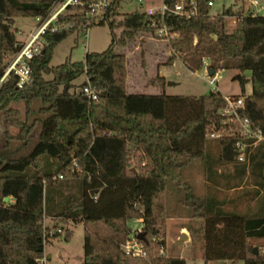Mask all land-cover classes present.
<instances>
[{
    "label": "trees",
    "instance_id": "1",
    "mask_svg": "<svg viewBox=\"0 0 264 264\" xmlns=\"http://www.w3.org/2000/svg\"><path fill=\"white\" fill-rule=\"evenodd\" d=\"M60 1L0 0V75L20 50L10 22L25 17L46 20ZM195 1V17H165L177 34L168 43L172 55L166 65L181 55L192 72L201 67L203 59L210 60L214 72L237 69L233 78L242 96L245 85L251 84L249 102L241 115L264 138V16L231 9L210 16L208 0ZM175 2L167 0L171 7ZM120 3L111 0L98 24L107 25L110 32L104 52L87 53L84 61L49 65L59 44L70 36L84 37L88 29L98 26L88 24L83 8L69 7L41 36L40 52L29 61V81L18 87V77L11 72L0 86L4 126L18 129L10 137L25 141L35 125L23 119L13 103L24 102L29 115L38 100V112L44 115L39 139L27 154L0 153V264H42L45 244L58 235L50 236L56 224L45 226V216L55 223H83L82 264H186L184 258L161 253L164 240L159 235L167 217L169 182L184 190L183 205L203 220L204 264H264V256L255 254L248 243L250 237H264V140L248 145L244 160H237L236 143L253 139L236 134L233 124L219 114L223 104L219 92L168 95L166 81L158 75V94L128 92L127 60L117 51L143 36H153L154 30L148 28V18L141 10L123 14ZM233 17L237 22L228 31L226 19ZM244 71H250V77ZM81 75L87 80L77 86L74 80ZM85 85L95 90V99L84 95ZM213 129L218 138L210 137ZM208 138L217 141V163H231L241 173L248 172L259 187V213L228 212L220 208L223 203L191 191L182 169L197 159H205L211 167ZM5 197L13 202L4 201ZM133 219L142 220L143 257L123 250L132 233L128 222ZM71 238V231L66 230L64 241Z\"/></svg>",
    "mask_w": 264,
    "mask_h": 264
},
{
    "label": "rangeland",
    "instance_id": "2",
    "mask_svg": "<svg viewBox=\"0 0 264 264\" xmlns=\"http://www.w3.org/2000/svg\"><path fill=\"white\" fill-rule=\"evenodd\" d=\"M121 0L120 12L123 14L131 13L136 10L143 11L145 9V2L147 0ZM214 5L209 9L210 16H216L225 9H231L235 12H243L244 14H252L249 1L250 0H212ZM261 3L264 0H258ZM150 5H157V2L148 0L146 2ZM260 15V14H259ZM237 18L226 19V29L231 31L234 29ZM12 30L16 33L18 42L23 43L30 34L34 32L37 27L35 18H15L10 22ZM142 40V43L140 41ZM110 43V32L107 25L92 26L84 37L70 36L61 44H59L50 60V66H56L63 63L65 60L84 61L87 53H101L104 52ZM118 53L125 55L127 60V90L128 92H139L148 94H158L161 90L158 81L156 80L158 68L163 66V70L167 72V80H165V93L168 95H191L200 96L208 94L210 90H215L208 81L212 76L208 77L203 73V67L196 69L194 72L189 70L182 62V56L177 55L178 59L174 61L173 65H166V61L172 55L168 42L154 38L150 35L143 36L137 41L130 43L126 48L118 49ZM210 61V60H209ZM238 73L237 69L233 67L223 68L217 79H214V84L217 90L226 95H241V88L239 82L233 77ZM244 75L245 72H243ZM51 78V75H47ZM85 75H81L74 80L75 85H80L86 81ZM216 80V81H215ZM170 82L171 84H168ZM245 85V96L251 92V84ZM79 89V88H77ZM41 106L38 100L32 104V113L26 114V107L24 102L20 101L13 103L12 107L17 108L23 119L30 123L34 122V128L25 141L17 140L11 135L18 133L17 128H9L4 126V115L0 113V153L10 155L11 157H18L27 154L35 145L40 135V121L44 115L39 113ZM7 131V133H6ZM206 148L210 157L216 159L217 157V141L215 139H207ZM210 161L211 158H209ZM201 159H197L189 166L182 169V175L191 186V191L196 196H203L213 198L210 193V185L212 184L209 177L205 176L203 172L204 163ZM214 162H216L214 160ZM217 170L220 169V176L212 178L217 181L215 186V195L223 198L226 206L229 204L228 198L231 196L229 189L239 179L225 176V173L231 171L233 164H219L216 162L214 166ZM202 174V175H201ZM242 183V182H241ZM231 191V190H230ZM184 190L181 187L169 182L165 192V206L167 217L164 226L160 230V235L164 240L163 252L166 256L181 257L187 260L188 264H193L197 258L201 256L202 234L200 231L203 220L199 217H193L190 208L183 205ZM205 195V196H204ZM208 195V196H206ZM209 198V199H210ZM230 205V204H229ZM56 228L58 235L45 244L44 252L46 255L45 264H82L83 260V240L84 227L83 224L74 223L71 221L59 220L57 223L53 219L45 218L44 225L47 227ZM132 229L131 236L139 233L142 228V221L137 222L133 219L130 222ZM139 228V229H138ZM66 230L71 231L72 238L70 241H64L63 237ZM186 234V238L179 241L180 235ZM130 236V237H131ZM50 255L51 258H48ZM230 264V263H229Z\"/></svg>",
    "mask_w": 264,
    "mask_h": 264
},
{
    "label": "built area",
    "instance_id": "3",
    "mask_svg": "<svg viewBox=\"0 0 264 264\" xmlns=\"http://www.w3.org/2000/svg\"><path fill=\"white\" fill-rule=\"evenodd\" d=\"M111 0H61L51 11L49 17L46 20L41 18H35L37 27L29 37L20 44V50L10 57L6 67L0 75V86L7 79L9 74L13 72L17 75V86L22 87L29 81L30 66L29 61L32 60L39 52L42 47L41 36L46 31L48 26L57 21L58 16L65 14L69 7H81L83 14L88 19V24L98 25L103 20L105 9L109 6ZM148 1V0H147ZM146 1V2H147ZM157 2V5H150L145 2V9L142 11L148 18V28L154 30L152 37L170 42L177 38V34L171 30L165 22L166 15H174L183 19H191L197 15V3L195 0H176L173 7H171L167 0H153ZM140 5L143 3L139 0ZM207 5L212 7L214 5L212 0H208ZM251 5L254 7L252 15L264 14V4L260 5L257 1H252ZM73 13V11H72ZM264 16V15H263ZM89 30V29H88ZM87 30V32H88ZM210 61L203 59L201 66L203 67V73L208 77L210 70ZM219 73L214 72L212 78L209 79V83L215 87L214 79ZM216 81V80H215ZM82 92L89 99L96 98V92L90 85L82 87ZM222 107L218 110L219 114L226 117V123L233 124L234 131L236 134L241 135L243 138L253 139V142L247 143L244 141H238L236 147L239 151L237 157L238 161L244 160V149L251 144H255L259 141H263L264 138L261 131L256 128L250 119L246 116L241 115V111L245 108V97L246 96H223ZM211 138H218L219 134L214 129L209 133ZM74 165L76 163L74 162ZM61 178V175L58 176ZM60 232L51 231L50 236L52 237L55 233ZM163 247L161 253L163 254ZM123 250L126 253H131L134 256H146V252L138 237L131 236L127 242L123 245ZM259 253L264 256V246L259 250ZM42 264H45V259H40Z\"/></svg>",
    "mask_w": 264,
    "mask_h": 264
},
{
    "label": "crops",
    "instance_id": "4",
    "mask_svg": "<svg viewBox=\"0 0 264 264\" xmlns=\"http://www.w3.org/2000/svg\"><path fill=\"white\" fill-rule=\"evenodd\" d=\"M252 1H254V0H250L249 1V5H250L251 9L253 8V6L251 5ZM255 1H257L260 5L264 4V2L261 3V1H258V0H255ZM261 15H264V14H261ZM177 59H178V57L176 56L175 60H177ZM175 60H173L172 64H170V65H173ZM162 67L163 66H160L158 68L157 75L158 76H162V77H164L165 80H167L168 74H167L166 71L163 70ZM221 71H222V69L219 70V73H221ZM244 72L246 74L245 75L246 77H250V75H251L250 71H244ZM219 73L216 75L215 79H217V77L219 76ZM247 85L248 84H246V86ZM214 89L217 90V86L216 85H215ZM215 90H212V91H215ZM164 91H165V89H164ZM132 93H135V92H132ZM221 95H223V96H231V95H226V94H221ZM235 96H241V95H235ZM216 148H217V144H216ZM209 158H211V160L213 162H214V160L216 161V159H217V157H216V159H214V158L210 157V155H209ZM202 161L204 163V168H203L204 171L201 172V173L202 174L204 173L205 176L209 177V180L212 183L210 185L211 186L210 187L211 191H210L209 195L211 194L213 196V198L217 202L223 203V204H220V208H224V210H226L228 212H238V213L250 214V215L260 212L261 191L259 190V187L252 181V179L250 178L248 172L247 173H241L240 170L238 168L235 169V166H234L231 171H228L227 173H225V176H227V177H230V178H234L235 177V178L239 179V181H237L238 183L233 184L231 186V188L229 189V193L228 194H231V196L228 198L229 199L228 202H229L230 205L227 204L228 206H226L224 199L221 198V197L218 198L215 195V190L214 189H216V188H214V187L217 186L218 184H217V181L213 180L212 178H216V176H220L219 174L221 172L220 169L217 170L214 167L217 161L214 162V163L212 161H210L211 164H212L211 167L207 165V162H206L205 159L202 160ZM206 196H208V195H206ZM201 197H203V196H201ZM8 201L9 202H13V198H8ZM47 217L51 219L50 216H45L44 219L47 218ZM132 221L133 220H130L128 222V225ZM136 221L137 222H141L142 220L141 219H136ZM78 224H83V223L82 222H78ZM129 226L131 227V225H129ZM132 229L134 230L135 227H132ZM248 243L253 245L254 248H256L258 250V253H259L260 248L262 246H264V237H250V238H248ZM44 257L46 258L45 252H44ZM48 258H51L50 255H48ZM185 262H186V264H188L187 260H185ZM192 263L193 264H204L201 256L199 258H197L195 260V262H192ZM226 264H229V262H226ZM239 264H243V263L240 262Z\"/></svg>",
    "mask_w": 264,
    "mask_h": 264
},
{
    "label": "water",
    "instance_id": "5",
    "mask_svg": "<svg viewBox=\"0 0 264 264\" xmlns=\"http://www.w3.org/2000/svg\"><path fill=\"white\" fill-rule=\"evenodd\" d=\"M213 74H214V71H213L212 69H210V70H209V75L212 76ZM168 84H171V83L168 82ZM244 101H245V106H247V104H248V102H249V96H246ZM7 200H8V198L5 197L4 201H7ZM137 237H138V239L143 240V239H144V234H143V232L140 231V232L137 234ZM185 238H186V234H185V233H182V234L180 235V239H179V241H182V240L185 239ZM253 251H254L255 254H258V250H257L256 248H254Z\"/></svg>",
    "mask_w": 264,
    "mask_h": 264
}]
</instances>
